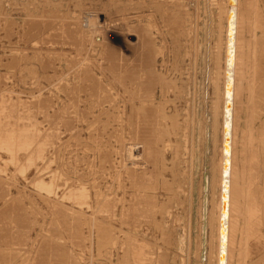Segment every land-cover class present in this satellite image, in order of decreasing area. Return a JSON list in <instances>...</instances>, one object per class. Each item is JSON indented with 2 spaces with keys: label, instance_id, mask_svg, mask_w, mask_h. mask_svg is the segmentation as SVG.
<instances>
[{
  "label": "rangeland",
  "instance_id": "374dc122",
  "mask_svg": "<svg viewBox=\"0 0 264 264\" xmlns=\"http://www.w3.org/2000/svg\"><path fill=\"white\" fill-rule=\"evenodd\" d=\"M229 1L0 0V264H219L226 122V264H264V0L226 94Z\"/></svg>",
  "mask_w": 264,
  "mask_h": 264
},
{
  "label": "bare ground",
  "instance_id": "6f19581e",
  "mask_svg": "<svg viewBox=\"0 0 264 264\" xmlns=\"http://www.w3.org/2000/svg\"><path fill=\"white\" fill-rule=\"evenodd\" d=\"M234 4H235V2H234ZM234 4L231 6L230 5V1H229V16H228V21H229V26H228V46H227V65H228V69H227V81L229 82H231V73H232V64H233V51H234V31H235V12H234ZM230 12H232L233 13V17L232 18H230ZM231 26L233 27V32H231ZM129 29V28H128ZM125 30V29H124ZM125 33V32H124ZM128 33V32H127ZM63 34V33H62ZM82 35V34H81ZM131 35V34H130ZM141 36V35H140ZM121 37H122V35L120 34V33H118L117 34V36L115 37V39H107V38H105V35L103 36V34H102V41L104 42V45H105V47L107 48V49H115V47H118V45L121 47ZM102 43V42H101ZM117 49V48H116ZM262 49V48H261ZM142 51H143V49H142ZM231 51H232V59H231ZM264 51V50H263ZM262 54H263V52H262ZM260 55V57L262 58L263 56H264V54L263 55ZM261 60V59H260ZM260 63V62H259ZM136 64V63H135ZM138 64V63H137ZM149 65V64H148ZM120 66V65H119ZM119 66H118V68H119ZM122 66V65H121ZM33 67V66H32ZM123 67V66H122ZM139 67V66H138ZM114 68V67H113ZM115 68H117L116 66H115ZM117 68V69H118ZM119 70V69H118ZM151 70V69H150ZM136 71V70H135ZM139 72V71H138ZM132 73V72H131ZM114 74V73H113ZM128 74V73H127ZM130 74V73H129ZM134 74H135V72H134ZM137 74V73H136ZM120 75V73L117 75V76H119ZM137 75H139V74H137ZM133 78V77H132ZM147 78V77H146ZM117 79V78H116ZM141 80V79H140ZM144 80V79H143ZM125 87V86H124ZM151 101V100H150ZM160 101V100H159ZM161 101H163V100H161ZM165 101H167V100H165ZM161 103V102H160ZM151 105V104H150ZM39 106V105H38ZM149 106V105H148ZM150 107V106H149ZM154 107V106H153ZM156 108H157V106H156ZM161 108V107H160ZM163 108V107H162ZM134 110V109H133ZM147 110V109H146ZM151 110H152V108H151ZM151 110H150V112H151ZM165 110V109H164ZM163 110V111H164ZM147 111H149V110H147ZM152 112H153V110H152ZM161 112H162V110H161ZM227 109H226V113L225 114H227ZM148 113V112H147ZM146 113V114H147ZM25 114V113H24ZM154 114V113H153ZM157 114V113H156ZM150 115H151V113H150ZM154 116V115H153ZM155 117V116H154ZM153 117V118H154ZM228 117L226 116V119H227ZM142 121H144V120H142ZM141 121V122H142ZM150 121V120H149ZM143 124H144V122H143ZM142 125V124H141ZM148 125V124H147ZM146 125V126H147ZM228 125H229V123H228ZM142 127V126H141ZM151 127H153V126H151ZM144 128V127H143ZM148 128V127H147ZM146 129V128H145ZM144 130V129H143ZM148 130V129H147ZM138 131H140L139 130V127H138ZM224 131H225V129H224ZM141 132V131H140ZM146 132V131H145ZM144 132V133H145ZM148 132H149V130H148ZM148 132H146V133H148ZM144 133H139L140 134V136H141V134L144 136L145 134ZM137 134V133H136ZM225 136V135H224ZM141 138H142V136H141ZM138 139H140V138H138ZM223 143H224V141H223ZM27 146V145H26ZM145 146H147V145H145ZM142 147V146H141ZM149 147V146H148ZM146 148V147H145ZM149 148H151V147H149ZM147 150V149H146ZM144 151H145V149H144ZM223 151H224V147H223ZM147 153V152H146ZM223 160H224V152H223ZM227 177L226 178H224L225 177V175L223 174V163H222V180H221V209H220V239H219V264H220V254H221V251L222 250H224L225 251V264H226V255H227V221H228V204H229V167H228V169H227ZM262 175V174H261ZM264 175V174H263ZM260 176V175H259ZM258 178H261L262 179V176L261 177H258ZM260 181V180H259ZM264 181V180H263ZM262 181V182H263ZM226 184V185H225ZM237 184V183H236ZM241 187V186H240ZM223 189H225L226 190V192H227V211H226V213H225V216L223 217V215H222V194H223ZM238 189V188H237ZM236 192H237V190H236ZM73 194V193H72ZM239 196V195H238ZM235 198H237V194H236V197ZM240 202V201H239ZM236 203V202H235ZM238 206H240V204L238 205ZM262 206V205H261ZM239 208V207H238ZM236 210V209H235ZM260 210V209H259ZM262 210V209H261ZM257 211H258V209H257ZM235 212V211H234ZM238 214V213H237ZM257 214V213H256ZM264 214V213H263ZM256 216V215H255ZM240 217V216H239ZM113 218V217H112ZM234 219V218H233ZM237 219V218H236ZM235 219V220H236ZM222 220H224L225 221V224H226V233L224 234V237L222 238V234H221V223H222ZM234 220V221H235ZM103 221V220H102ZM257 222V221H256ZM253 223H255V222H253ZM263 223V222H262ZM236 224V223H235ZM234 224V228L236 227V225ZM261 225V224H260ZM233 226V225H232ZM238 227V226H237ZM258 227V226H257ZM263 227V226H262ZM256 228V227H255ZM237 230V229H236ZM261 232V231H260ZM235 243V242H234ZM245 244H246V242H245ZM234 246H236V245H234ZM233 246V247H234ZM244 252V251H243ZM242 254V253H241ZM264 258V257H263ZM261 260V259H260ZM262 262H263V260H262ZM245 264V263H244Z\"/></svg>",
  "mask_w": 264,
  "mask_h": 264
},
{
  "label": "water",
  "instance_id": "95a60500",
  "mask_svg": "<svg viewBox=\"0 0 264 264\" xmlns=\"http://www.w3.org/2000/svg\"><path fill=\"white\" fill-rule=\"evenodd\" d=\"M235 0H230V5L232 6L234 4ZM233 17V13L230 12V18ZM231 32H233V27L231 26ZM231 59H232V51H231ZM232 82L227 81V87H226V94L231 90ZM226 109L228 111L229 107L231 106L230 101H226ZM224 160H223V174L225 175L224 178L227 177V169L229 167V152H230V135H229V125L228 122L225 123V136H224ZM226 185V184H225ZM227 211V192L225 189H223V194H222V215L223 217L225 216V213ZM226 233V224L225 221L222 220L221 223V234L222 238L224 237V234ZM220 264H225V251L222 250L220 254Z\"/></svg>",
  "mask_w": 264,
  "mask_h": 264
}]
</instances>
